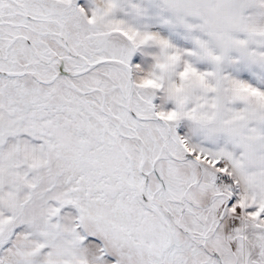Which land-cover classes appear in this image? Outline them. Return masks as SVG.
Here are the masks:
<instances>
[{
  "label": "snow or ice",
  "instance_id": "1",
  "mask_svg": "<svg viewBox=\"0 0 264 264\" xmlns=\"http://www.w3.org/2000/svg\"><path fill=\"white\" fill-rule=\"evenodd\" d=\"M0 264H264V0H0Z\"/></svg>",
  "mask_w": 264,
  "mask_h": 264
}]
</instances>
